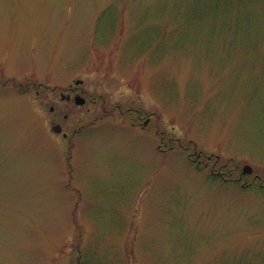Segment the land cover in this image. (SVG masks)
I'll list each match as a JSON object with an SVG mask.
<instances>
[{
  "label": "rangeland",
  "instance_id": "374dc122",
  "mask_svg": "<svg viewBox=\"0 0 264 264\" xmlns=\"http://www.w3.org/2000/svg\"><path fill=\"white\" fill-rule=\"evenodd\" d=\"M206 6L0 0V264H264V5Z\"/></svg>",
  "mask_w": 264,
  "mask_h": 264
},
{
  "label": "trees",
  "instance_id": "16d2710c",
  "mask_svg": "<svg viewBox=\"0 0 264 264\" xmlns=\"http://www.w3.org/2000/svg\"><path fill=\"white\" fill-rule=\"evenodd\" d=\"M202 1V0H200ZM207 4L204 11L213 13L215 15H223L228 20L222 24V28L228 31L246 32L253 25L256 20L255 6L264 5V0H204ZM254 5V7H253ZM198 8H193L189 14H199ZM200 14H204L203 11Z\"/></svg>",
  "mask_w": 264,
  "mask_h": 264
},
{
  "label": "flooded vegetation",
  "instance_id": "af4514ba",
  "mask_svg": "<svg viewBox=\"0 0 264 264\" xmlns=\"http://www.w3.org/2000/svg\"><path fill=\"white\" fill-rule=\"evenodd\" d=\"M77 96H83L86 99V102L82 106H85L88 101H91V102L96 104V101H94L91 96H87L85 94L84 90H80L79 91L78 88L75 87V86L74 87H70V88L65 89V90H62V92H61V97L66 103H70V104L73 103V104H76V106H80V105H77V103H76ZM52 111H54V108H52ZM136 114H137V119L136 120L138 122L139 121H143L144 117H143L142 113H140V111H137ZM68 118H69V116L66 115V119H68ZM150 120L151 119L149 117L146 118V120L143 122V128H144V126L145 127L148 126ZM65 133L66 132H62L63 136H64ZM66 135H67V137H65V138H68L69 134L67 133ZM164 138H165V134L161 133V138H160L161 144L159 145L160 148L162 146L166 145V142L164 141ZM172 141H173V139L169 138L168 142L172 143ZM175 141H178V140H175ZM178 143H180V141H178ZM161 150L165 151V149H163V148H161ZM195 155H196V157H195V159L193 161L196 162L198 165H200V162H202V161H200L201 157L206 156V155L203 152L195 153ZM212 160H213V157L207 156L208 164ZM220 162H221V160L219 159V157L216 156L215 161L211 164V169H210L211 170V174L215 178H221V180H223L224 182H228L229 180H231L230 176L232 174L231 169L229 168V162H227L224 165H220ZM208 164H206V166ZM236 170H238V167L236 168ZM242 178L240 177L239 180H242ZM255 180L262 181V178L260 176H256Z\"/></svg>",
  "mask_w": 264,
  "mask_h": 264
},
{
  "label": "water",
  "instance_id": "95a60500",
  "mask_svg": "<svg viewBox=\"0 0 264 264\" xmlns=\"http://www.w3.org/2000/svg\"><path fill=\"white\" fill-rule=\"evenodd\" d=\"M81 82H82V81H79V80H78V81H76V84L79 85V84H81ZM85 101H86V99H85L84 97H82V96H77V98H76V103H77L78 105H83V104L85 103ZM53 130H54V132H56V133H60V132L62 131V128H61L60 125H55V126L53 127ZM65 136L67 137L66 134H65ZM242 169H243V170H242V176H243V175H252V174L254 173V169H253V167L250 166V165H245Z\"/></svg>",
  "mask_w": 264,
  "mask_h": 264
}]
</instances>
